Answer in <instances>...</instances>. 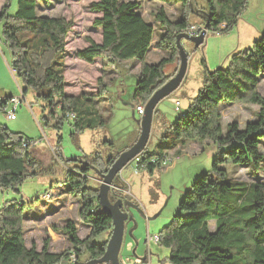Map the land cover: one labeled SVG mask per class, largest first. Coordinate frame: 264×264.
<instances>
[{"label":"trees","instance_id":"obj_1","mask_svg":"<svg viewBox=\"0 0 264 264\" xmlns=\"http://www.w3.org/2000/svg\"><path fill=\"white\" fill-rule=\"evenodd\" d=\"M39 1L8 0L0 8V28L12 56L11 68L28 86L48 98L50 107L59 98L62 116L58 118L77 120L76 108L96 102L94 97L102 96L106 88L98 77L96 91L66 93L64 52L72 21L38 13ZM162 1L180 6L179 17L174 20L163 7L155 14L163 29L157 45L168 56L154 62L146 60L155 30L135 0L92 1L90 6L98 13L93 24L100 26V38L86 37L87 45L75 51L76 57L89 63L99 57L111 64L129 59L138 62L133 89L135 105L144 104L175 73L177 68L167 74L165 67L179 61L176 35L191 25L190 0ZM205 2L202 8L210 16L209 29L221 33L237 22L248 0ZM203 23L202 19L200 24ZM202 64L204 72L196 94L169 121L158 146L147 150L146 145L135 164L137 170L147 168L153 172L170 153L178 156L191 140H209L216 147L210 169L194 179L178 203L179 211L158 231L157 243L168 252L157 264H264V180L248 182L230 177L224 166L248 165L257 171L264 161L260 150L264 139V95L258 91L259 75H264V33L251 46L231 51L225 64L209 68L204 57ZM11 97L0 98V109ZM230 103L257 104L256 118L242 127L236 121L228 122L223 129L220 106ZM68 113L74 116L69 118ZM159 116L156 107L151 129L158 125ZM61 123L59 119L54 126ZM32 142L22 132L0 123V264H57L69 256L66 252L49 251L47 241L40 250L25 243L23 221L29 205L17 187L35 173ZM115 157L116 154L105 158L99 166L93 160H78L58 185L66 186L69 193L79 197L78 215L89 226V233L79 238L71 221L66 224V232L77 253L87 258L103 253L112 229L111 217L98 202V189L89 182L88 169L95 165L105 170ZM110 199L113 200L111 194Z\"/></svg>","mask_w":264,"mask_h":264},{"label":"rangeland","instance_id":"obj_2","mask_svg":"<svg viewBox=\"0 0 264 264\" xmlns=\"http://www.w3.org/2000/svg\"><path fill=\"white\" fill-rule=\"evenodd\" d=\"M92 1L40 0L37 8L40 14L62 16L72 21L64 52L66 93L94 92L97 90L98 77L106 88L102 98L96 102H87L85 107L80 105L76 108L77 120L58 118L62 116L59 98H55L54 105L50 107L48 98L38 94L39 91H35L21 76L16 75L11 68L10 49L0 28V98H19L11 117L6 116V112L12 108L11 99H8L4 109H0V123L33 140L31 152L36 158L35 173L17 187L22 200L29 205L24 212L27 215L23 221L24 239L28 247L33 244L40 250L47 241L49 251L69 254L68 258L57 264H81L75 260L85 261L87 258V255L77 253L71 244L66 232L68 221L74 223L79 238L89 233V226L78 215L79 197L69 193L66 186H58L61 185L59 182L74 162L85 159L89 163L93 160L99 166L104 164L105 158L129 146L138 134V119L141 117L135 112L136 99L133 97L139 71L138 62L129 59L111 64L99 57L89 63L75 56L77 49L87 45L86 37L94 40L100 38V26L93 24L98 13L91 8ZM135 1L138 2V10L153 24L155 30L146 60L153 62L168 56V52L157 45L163 29L155 14L163 7L166 15L174 20L180 14L179 4H169L162 0ZM7 2L0 0V8L7 5ZM193 3L199 9L206 5L205 0H193ZM189 10L188 21L200 24L203 18L193 13L191 6ZM263 33L264 0H248L237 22L227 31L220 33L208 29L204 43L197 48H193L188 40L181 39L188 52L187 79L190 89L184 92L177 88L158 102V125L151 129L147 150L158 146L169 121L178 114L174 109V101L179 100V108L183 110L196 94L204 72L203 57L209 68L225 64L231 51L251 46ZM178 62L167 64L165 73H172ZM258 91L264 95V75H259ZM220 107L223 129L232 121L242 127L246 121L255 119L259 110V106L253 103L221 104ZM59 119L61 126H54V122ZM260 150L264 154V139L260 143ZM215 151V144L209 140H191L179 150L178 156L170 153L171 159L154 168L153 172L147 168L137 170L131 160L124 165L120 171L121 176L127 178L129 184L122 179L115 180L122 185L121 196L125 202L124 209L128 211L119 252L121 264H127L129 258H135L137 264H157V260L167 254L168 250L149 236L158 233L179 211V201L194 179L210 169ZM224 166L228 168L230 177L248 182L264 180V161L257 171L248 165ZM88 173L90 184L98 189L100 179L96 171L90 168ZM48 191L50 196L46 195ZM38 197L41 202H38ZM213 227L210 221V228Z\"/></svg>","mask_w":264,"mask_h":264},{"label":"water","instance_id":"obj_3","mask_svg":"<svg viewBox=\"0 0 264 264\" xmlns=\"http://www.w3.org/2000/svg\"><path fill=\"white\" fill-rule=\"evenodd\" d=\"M190 6L193 13L203 18V27L199 33L194 35L182 31L177 33L175 39L179 56L177 69L175 73L161 86L156 88L145 101L144 112L138 119L139 133L136 139L129 146L118 150L115 159L105 170H100L99 168L92 166L100 179L97 193L98 202L101 210L111 217L112 229L103 253L98 257H92L85 261H81V264H97L100 262L106 264H121L119 252L124 235L125 221L128 218V211L122 209L125 205L123 198L118 197L115 200H111L110 194L113 189H117L119 186L115 180H119V174L124 165L130 160L132 161V159H134V157L141 153L146 147L150 136L153 115L156 111L158 102L177 89L186 77L188 52L183 47L181 39H186L191 42L193 48L199 47L205 41V34L209 29L210 16L203 8H197L194 5L193 0H190Z\"/></svg>","mask_w":264,"mask_h":264},{"label":"built area","instance_id":"obj_4","mask_svg":"<svg viewBox=\"0 0 264 264\" xmlns=\"http://www.w3.org/2000/svg\"><path fill=\"white\" fill-rule=\"evenodd\" d=\"M202 27H203V24H196V25H195V24H191V25L186 26L185 28L181 29L180 31H182V32H187V33H189L190 35H194V34L199 33V31L202 29ZM10 99H11V101H12V108L6 112V116H7L8 118L11 117V116L14 114V111H15V108H16V106H17V103L19 102V98H18V97H11ZM179 105H180V101L176 99V100L174 101V109H175L176 111H178V110L180 109V108H179ZM134 109H135V112H137L138 114L142 115L143 112H144V104H143V103H141V104H137V105H135ZM73 116H74V115H73L72 113H68V115H67V117H69V118H71V117H73ZM139 154H140V153H139ZM139 154L136 155V156L134 157V159H132V161L134 162V166H135V168H136V165H135V164H136V161L138 160V156H139ZM170 159H171V156H170V157H166V161H167V160H170ZM166 161H165V162H166ZM119 180H121V179H119ZM120 185H121V183H120ZM115 189H116V188H115ZM117 189L122 190V185H121V187L118 186ZM46 195L50 196V193L47 192ZM149 237L152 238V239H154L155 241L158 240V234H157V233H156V234H153V235H150Z\"/></svg>","mask_w":264,"mask_h":264},{"label":"crops","instance_id":"obj_5","mask_svg":"<svg viewBox=\"0 0 264 264\" xmlns=\"http://www.w3.org/2000/svg\"><path fill=\"white\" fill-rule=\"evenodd\" d=\"M227 51V50H226ZM229 52L227 51V54H228ZM148 54V53H147ZM96 59V58H95ZM160 59V58H159ZM158 59V60H159ZM125 61H127V60H125ZM157 61V60H156ZM154 62V61H153ZM187 69H188V67H187ZM188 70H187V72H186V77L184 78V80L181 82V84L179 85V87L178 88H181L184 92H189V89H190V86H189V84H190V82H188ZM202 76H203V74H202ZM192 92V91H191ZM71 94H74V93H71ZM12 97H17V96H12ZM103 97V95L102 96H98V97H94V98H97V99H99V98H102ZM193 141H195V140H193ZM91 169H93L92 167H91ZM119 179H122V180H124L127 184H129L128 182H127V178H124L123 176H121V172H120V174H119ZM134 182V181H133ZM129 186V185H128ZM127 264H137V262H136V260H135V258H133V259H131V258H129L128 259V261H127Z\"/></svg>","mask_w":264,"mask_h":264},{"label":"flooded vegetation","instance_id":"obj_6","mask_svg":"<svg viewBox=\"0 0 264 264\" xmlns=\"http://www.w3.org/2000/svg\"><path fill=\"white\" fill-rule=\"evenodd\" d=\"M118 185L121 187L120 183H118ZM121 191H122V190H120V189H113V190L111 191V197L113 198V200H115V199L118 198V197H121V198H122V196H121ZM122 209L125 210L124 207H123ZM87 259H89V258H86V260H87ZM75 261L81 262L82 260L77 259V260H75Z\"/></svg>","mask_w":264,"mask_h":264}]
</instances>
